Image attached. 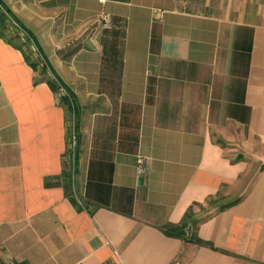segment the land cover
I'll use <instances>...</instances> for the list:
<instances>
[{
  "label": "crops",
  "instance_id": "obj_1",
  "mask_svg": "<svg viewBox=\"0 0 264 264\" xmlns=\"http://www.w3.org/2000/svg\"><path fill=\"white\" fill-rule=\"evenodd\" d=\"M201 3L0 0L79 113L68 197L67 107L0 39L1 263L264 264V0Z\"/></svg>",
  "mask_w": 264,
  "mask_h": 264
},
{
  "label": "trees",
  "instance_id": "obj_2",
  "mask_svg": "<svg viewBox=\"0 0 264 264\" xmlns=\"http://www.w3.org/2000/svg\"><path fill=\"white\" fill-rule=\"evenodd\" d=\"M5 13H1L0 15V39L6 41L8 44L12 45L13 47L19 49L27 63L34 69L35 72H38L40 70V73L44 77L43 80L46 82L50 88L54 91L55 94L59 97L60 103L67 107L68 111V117H69V123L71 124L72 121L74 120L75 122V131L77 133L78 130V108L76 107V103L72 97V95L68 92V96H62L61 95V87L65 88L56 78L53 79L48 75V70L45 65L42 64L40 61L33 60L32 56L27 52L26 44H23L18 37L14 38H7V35L5 33V30H7V22L8 18L12 19L10 14L4 10ZM71 133H72V127L70 125L69 127V140L71 138ZM78 139V135H77ZM77 151V150H76ZM76 158H77V152H76V157H75V164H76ZM64 178V183H65V191L68 197L72 196V188H73V165L71 161V152L68 150V161L66 163V170L63 175ZM167 235L172 236V237H178V238H185V230L183 228H174V227H168L167 229ZM0 264H3L0 262Z\"/></svg>",
  "mask_w": 264,
  "mask_h": 264
},
{
  "label": "rangeland",
  "instance_id": "obj_3",
  "mask_svg": "<svg viewBox=\"0 0 264 264\" xmlns=\"http://www.w3.org/2000/svg\"><path fill=\"white\" fill-rule=\"evenodd\" d=\"M181 1L183 2L185 8L196 12H202V3H201L202 0H181ZM1 13H5L2 6H0V15ZM7 26L8 28L7 30H5L7 38H14V37L20 38L21 42L27 45L25 49L32 56L33 60L41 62V59L37 56V54L34 51V45L28 33L24 29L17 27L14 24L13 20L10 18H8Z\"/></svg>",
  "mask_w": 264,
  "mask_h": 264
},
{
  "label": "built area",
  "instance_id": "obj_4",
  "mask_svg": "<svg viewBox=\"0 0 264 264\" xmlns=\"http://www.w3.org/2000/svg\"><path fill=\"white\" fill-rule=\"evenodd\" d=\"M13 22H14V24L17 27L22 28V27H20L18 25V23L16 21L13 20ZM102 25H103L104 28H109L111 26V16L110 15H108V14H104L103 15V17H102ZM33 45H34L35 53L41 59L42 64L45 65L40 51L38 50V48L36 47L35 44H33ZM52 78L55 79L54 77H52ZM60 88H61V90H60L61 91V95L69 97V94H68L67 90L65 88L61 87V86H60ZM70 125L72 127V133H71V138L69 140V151L71 152V161H72L73 173H74L75 172V157H76V149H77V145H78V139H77V133L75 131V122H74V120L72 121V123ZM137 171H138L139 175L146 174V172H147V163H146V159L145 158L139 157Z\"/></svg>",
  "mask_w": 264,
  "mask_h": 264
}]
</instances>
